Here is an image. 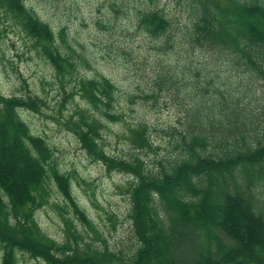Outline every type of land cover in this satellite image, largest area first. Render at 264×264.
<instances>
[{
	"label": "trees",
	"instance_id": "1",
	"mask_svg": "<svg viewBox=\"0 0 264 264\" xmlns=\"http://www.w3.org/2000/svg\"><path fill=\"white\" fill-rule=\"evenodd\" d=\"M176 1L190 18L179 34L186 47L223 56L235 70L260 80L262 92L216 90L218 98L206 103L213 81L201 85L202 68L195 67L192 72L198 77L191 88L200 93L191 91L194 94L189 93L186 101L180 93L191 88H183V80L171 69L157 70L152 86L140 97L155 98L168 89L175 92L182 106V129L174 140L177 153L151 167L141 156L118 157L104 150L100 142L104 124L94 110L111 120L121 119L114 109L115 85L105 76L80 79V91L93 108L79 111L78 118L68 121L69 128L108 171L131 176L127 190L138 246L125 256L85 240L64 214V241L43 230L36 211L48 203L55 181L74 216L99 233L74 197L72 176L51 161V146L31 132L20 112L40 111L43 100L0 91L1 264H18L19 252L48 264H264V0ZM1 12L40 44L36 47L59 74L69 73L75 62L74 55L64 52V30L62 44L50 24L24 0H0ZM173 25L160 10L140 15V28L161 38L166 49L175 47ZM75 59L84 61L79 54ZM195 97L200 99L190 104ZM131 132L135 147L154 149L146 122Z\"/></svg>",
	"mask_w": 264,
	"mask_h": 264
},
{
	"label": "rangeland",
	"instance_id": "2",
	"mask_svg": "<svg viewBox=\"0 0 264 264\" xmlns=\"http://www.w3.org/2000/svg\"><path fill=\"white\" fill-rule=\"evenodd\" d=\"M24 1L50 24L59 43L63 42L61 33L64 30L67 40V43L63 42L64 52L74 55L75 63L68 74H59L36 47L40 44L10 15L1 12L0 91L7 96L38 95L43 100L40 111L23 108L20 112L31 132L44 137L51 146V161L72 176L74 197L99 233L84 226L74 216L55 181L51 183L48 203L36 211V217L47 234L64 241L62 214L69 216L85 240L102 248L107 246L122 251L127 256L138 246L127 190L131 176L118 170L108 171L101 160L88 154L78 135L69 128L68 121L78 118L79 111L93 108L80 91V79L105 76L115 85L114 109L122 114L121 119L111 120L94 110L104 124L100 130L104 150L118 157L141 156L151 167L157 160L177 153L174 140L182 129L179 125L182 106L178 104L175 92L168 89L155 98L140 97L152 86L157 70L171 69L183 80V88L190 89L196 85L194 82L198 77L192 69L202 68L200 84L213 81L214 87L212 94L204 97L206 103L217 99L221 91L231 94L234 90L247 88L259 94L262 92L261 81L249 73L235 70L223 56L189 50L179 35L189 23V14L176 0ZM149 10L163 11L172 20L171 43L175 45L172 49L163 48L161 38L140 28V15ZM78 54L84 61L75 59ZM191 91L200 93L191 88L182 91L181 97L186 96L187 101L188 94H194ZM195 99L200 98L190 99V104ZM140 122L148 124L153 150L138 149L131 141V128ZM18 264L48 263L19 252Z\"/></svg>",
	"mask_w": 264,
	"mask_h": 264
}]
</instances>
